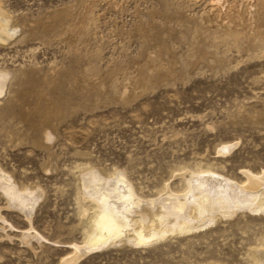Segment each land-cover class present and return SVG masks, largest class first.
<instances>
[{
    "label": "rangeland",
    "instance_id": "1",
    "mask_svg": "<svg viewBox=\"0 0 264 264\" xmlns=\"http://www.w3.org/2000/svg\"><path fill=\"white\" fill-rule=\"evenodd\" d=\"M0 2L22 28L0 46V68L13 72L0 97V164L45 189L32 224L47 237L25 244L18 234L30 223L3 209L13 228L0 230V264H61L71 254L83 239L77 177L86 164L118 168L145 197L168 182L180 188L179 173L199 164L236 182L264 173V37L254 29L264 31V0ZM151 52L166 69L144 71ZM240 207L196 233L110 246L78 264H253L264 214Z\"/></svg>",
    "mask_w": 264,
    "mask_h": 264
},
{
    "label": "bare ground",
    "instance_id": "2",
    "mask_svg": "<svg viewBox=\"0 0 264 264\" xmlns=\"http://www.w3.org/2000/svg\"><path fill=\"white\" fill-rule=\"evenodd\" d=\"M21 29L15 17L0 2V46H9L19 40ZM254 29H257L259 37H264V31L259 27ZM228 32L227 36L240 39L238 34H231L230 30ZM152 54L149 53L150 61L144 71L152 73L163 70L166 66L160 62L159 55L155 58ZM12 74L10 69L0 68V97L7 92ZM143 79L150 81L148 76ZM135 80L138 79L135 77ZM127 81L130 82L129 79ZM127 81L121 90L118 89L123 96L127 95L130 84L127 86ZM144 85L140 82L135 88ZM50 137V133H46V138ZM229 147L223 149L228 150ZM219 152L227 153L222 149ZM179 177L180 188L168 182L157 190L154 197H145L118 168L102 171L86 164L77 177L78 216L83 226V239L72 245L73 251L61 264H78L87 254L123 243L147 247L170 238L196 233L222 218H229L239 209L235 208L240 206H246L253 213L264 214V173L247 170L245 180L236 182L220 176L211 166L199 164L196 169L179 173ZM0 196L6 200L5 205H0V223H3L0 230L6 229L8 225L13 228L11 223L7 224L2 210L16 209L30 223V228L21 230L18 238L30 246L34 238L43 243L47 237L35 230L32 220L34 210L45 197V189L40 185L19 184L0 164ZM248 255L253 258V264H264V242L254 247Z\"/></svg>",
    "mask_w": 264,
    "mask_h": 264
}]
</instances>
